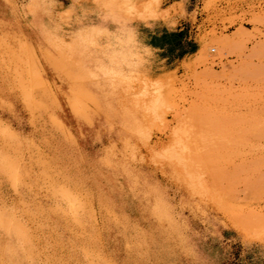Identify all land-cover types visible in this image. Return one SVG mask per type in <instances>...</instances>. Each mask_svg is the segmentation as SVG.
Listing matches in <instances>:
<instances>
[{"label": "clouds", "instance_id": "clouds-1", "mask_svg": "<svg viewBox=\"0 0 264 264\" xmlns=\"http://www.w3.org/2000/svg\"><path fill=\"white\" fill-rule=\"evenodd\" d=\"M185 2L0 0V151L5 141L16 143L6 129L19 135L22 148L30 139L35 173L0 192V264H211L200 243L219 236L220 221L208 207L206 175L189 161L205 138L190 120L166 125L169 84L152 75L159 49L140 32L141 25L175 30ZM46 66L59 74L64 101L54 89L42 99L52 83ZM17 93L18 103L11 99ZM53 98L60 108L46 110ZM65 102L89 133L72 132L74 146L51 119L64 124ZM37 113L43 123L34 120ZM166 126L167 141L154 144ZM82 141L95 151L82 147L69 159L64 149ZM83 152L107 186L103 196L91 180L87 192L71 182L77 169L89 168ZM241 241L242 255L255 249L264 259V217H252Z\"/></svg>", "mask_w": 264, "mask_h": 264}, {"label": "rangeland", "instance_id": "rangeland-1", "mask_svg": "<svg viewBox=\"0 0 264 264\" xmlns=\"http://www.w3.org/2000/svg\"><path fill=\"white\" fill-rule=\"evenodd\" d=\"M176 2L165 0L162 7ZM184 8L186 15L178 17L175 30L169 31L163 24L154 30L141 25L140 32L145 43L159 49L152 75H162L169 84L173 112L166 125L190 120L198 136L205 138L202 146L196 142L189 161L207 177L211 189L208 207L220 225L219 236L208 237L200 247L211 264H264L255 249L242 255L245 249L241 241L252 217H264V0H213L211 7L209 0H186ZM42 71L52 82L42 99L51 96L54 89L64 101L67 92L57 79L59 74L47 66ZM19 98V93L11 97L17 103ZM28 107L33 111L31 103ZM58 108L53 98L46 110ZM60 117L64 124L56 116H52V123L71 145H75L72 132L89 134L87 129L81 131L68 102ZM34 120L43 123V113H37ZM167 126L158 129L154 144L167 141ZM5 131L16 143L5 141L0 151V192L35 175L31 140L25 138L28 148H22L19 135ZM82 147L89 153L95 151L87 141L64 151L71 159ZM25 151L29 152L27 160ZM82 159L89 168L77 169L71 181L74 188L87 192L91 180L103 196L107 186L97 176L94 158L83 152ZM35 162L44 163L38 157ZM160 179L168 183L163 175ZM173 190L184 197L179 184ZM60 194L66 199L72 196L65 190ZM192 223L203 231L197 220L192 219Z\"/></svg>", "mask_w": 264, "mask_h": 264}, {"label": "built area", "instance_id": "built-area-1", "mask_svg": "<svg viewBox=\"0 0 264 264\" xmlns=\"http://www.w3.org/2000/svg\"><path fill=\"white\" fill-rule=\"evenodd\" d=\"M211 51L213 52L214 51V48H211Z\"/></svg>", "mask_w": 264, "mask_h": 264}]
</instances>
